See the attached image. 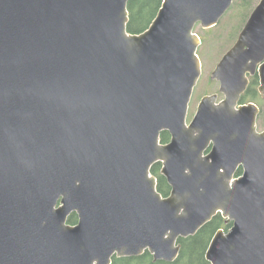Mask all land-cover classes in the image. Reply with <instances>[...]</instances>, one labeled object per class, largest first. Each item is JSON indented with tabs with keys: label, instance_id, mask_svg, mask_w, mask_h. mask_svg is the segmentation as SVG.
<instances>
[{
	"label": "water",
	"instance_id": "1",
	"mask_svg": "<svg viewBox=\"0 0 264 264\" xmlns=\"http://www.w3.org/2000/svg\"><path fill=\"white\" fill-rule=\"evenodd\" d=\"M130 1L0 0V264L174 262L218 214L232 226L207 261L264 264L261 109L241 103L256 73L264 99V0L212 73L225 99L206 96L190 124L195 27L235 0H163L139 35Z\"/></svg>",
	"mask_w": 264,
	"mask_h": 264
},
{
	"label": "trees",
	"instance_id": "2",
	"mask_svg": "<svg viewBox=\"0 0 264 264\" xmlns=\"http://www.w3.org/2000/svg\"><path fill=\"white\" fill-rule=\"evenodd\" d=\"M243 3L242 8H246L252 0H236ZM163 0H131L128 4L129 23L127 32L132 35H139L147 31L157 17ZM248 10L250 8H247ZM252 9V8H251ZM241 13L244 20L247 21L249 13ZM246 14V15H245ZM258 82L254 81L248 91L242 96L241 103H255L261 108L259 118L264 116V100L260 96L258 90ZM171 141V135L168 132H163L161 135V143L168 144ZM163 165L158 162L153 165L151 175L157 179L158 191L164 197H168L171 193L167 179L162 174ZM243 171L240 169L237 172V177L242 175ZM71 225L78 223V215L73 213L68 220ZM231 224H227L226 219L218 214L211 222L206 224L195 236L180 239L179 245L181 247L179 257L174 262L155 261L151 253L146 251L143 255L138 257H125L113 259V264H210L206 259L207 250L212 242L213 237L220 229L228 230Z\"/></svg>",
	"mask_w": 264,
	"mask_h": 264
},
{
	"label": "rangeland",
	"instance_id": "3",
	"mask_svg": "<svg viewBox=\"0 0 264 264\" xmlns=\"http://www.w3.org/2000/svg\"><path fill=\"white\" fill-rule=\"evenodd\" d=\"M261 0H252L248 7L242 8L243 3L235 1L230 10L221 18L219 24L210 29H205L201 24H197L194 33L197 34L202 44L199 46L197 54L202 62V74L197 86L193 91L189 105L187 123L190 124L195 117L201 101L206 96L218 95V102L224 99V94L220 93L219 83L212 79V73L220 63L224 55L236 44L238 37L244 29L247 21L241 18L243 12L249 13V17ZM247 8H250L249 10ZM252 8V9H251ZM245 14V15H246ZM258 131H264V116L258 119ZM232 226V225H231ZM231 228V227H230ZM224 229L225 232L230 230Z\"/></svg>",
	"mask_w": 264,
	"mask_h": 264
},
{
	"label": "flooded vegetation",
	"instance_id": "4",
	"mask_svg": "<svg viewBox=\"0 0 264 264\" xmlns=\"http://www.w3.org/2000/svg\"><path fill=\"white\" fill-rule=\"evenodd\" d=\"M222 60V59H221ZM221 62V61H220ZM219 65V64H218ZM217 68V67H216ZM248 79H249V87H248V89L251 87V85H252V83L254 82V81H257L258 82V90H259V88H260V78H259V74L258 73H256L254 76L253 75H249L248 76ZM214 80V79H213ZM216 82H218L217 80H215ZM219 83V86L221 87V84H220V82H218ZM248 89H247V91H248ZM246 91V92H247ZM221 93V92H220ZM259 93H260V91H259ZM260 96L262 97V95H261V93H260ZM219 97V96H218ZM224 99H225V96H224ZM223 99V100H224ZM263 99V98H262ZM222 100V101H223ZM242 100V99H241ZM264 100V99H263ZM222 101H220V102H218V103H221ZM247 104H249V103H247Z\"/></svg>",
	"mask_w": 264,
	"mask_h": 264
}]
</instances>
